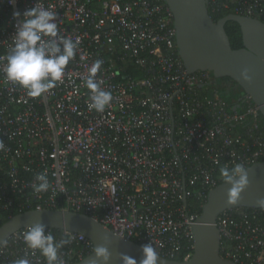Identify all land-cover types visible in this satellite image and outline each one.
I'll return each instance as SVG.
<instances>
[{
    "label": "built area",
    "instance_id": "2783aa9c",
    "mask_svg": "<svg viewBox=\"0 0 264 264\" xmlns=\"http://www.w3.org/2000/svg\"><path fill=\"white\" fill-rule=\"evenodd\" d=\"M39 5L56 11L58 34L79 45L62 81L40 97L0 71V217L80 212L123 239L151 243L162 258L190 259L191 229L220 183L219 168L264 161L259 107L247 95L230 105L210 71H186L163 0H0V69L18 26L13 13ZM209 7L264 21L263 0H212ZM96 60L103 61L96 82L113 97L100 113L88 109L84 85ZM134 70L141 75H129ZM40 173L51 187L37 194ZM215 226L224 259L264 264V210L228 208ZM26 230L0 243V264H45L24 244ZM46 231L69 240L58 252L64 264L94 249L83 234Z\"/></svg>",
    "mask_w": 264,
    "mask_h": 264
},
{
    "label": "water",
    "instance_id": "95a60500",
    "mask_svg": "<svg viewBox=\"0 0 264 264\" xmlns=\"http://www.w3.org/2000/svg\"><path fill=\"white\" fill-rule=\"evenodd\" d=\"M163 1L173 14L176 46L186 71H210L214 78L230 77L242 89L239 100L249 96L259 107L264 120V21L236 13L225 14L214 21L208 10L209 0ZM227 21L236 22L240 28V48L231 47L225 30ZM245 68L251 77L249 81L243 80L240 75ZM247 169L249 185L237 203H227L229 185L223 182L208 191L206 202L191 229L194 248L190 259L180 261L159 256L158 264H236L220 255L219 231L215 221L228 208H259L256 200L264 196V161L255 162ZM182 182L185 186L184 177ZM37 221L45 227L83 234L91 240L93 247L104 244V237H107L111 253L109 264H121L120 253L135 258L137 264L142 258L141 245L115 235L87 214L70 210L29 209L17 212L0 224V241ZM92 259L93 251L81 261L71 264H92Z\"/></svg>",
    "mask_w": 264,
    "mask_h": 264
},
{
    "label": "clouds",
    "instance_id": "9594fccd",
    "mask_svg": "<svg viewBox=\"0 0 264 264\" xmlns=\"http://www.w3.org/2000/svg\"><path fill=\"white\" fill-rule=\"evenodd\" d=\"M13 16L19 17L18 26L12 36V46L3 57L4 63L0 71L3 72L5 82L22 87L30 97H40L62 81L65 67L74 57L79 39L74 41L58 34L57 13L51 7L33 6L25 9L22 14L14 12ZM102 63L103 61L96 60L84 80V85L89 90L87 107L98 113L103 112L113 98L111 92L103 90L95 79ZM240 75L245 81L251 79L246 68ZM3 147V143H0V149ZM219 175L223 183L229 185L226 191L227 203H237L241 199V193L249 185L247 167L243 163L223 165L219 168ZM35 181L32 185L35 193L49 191L51 185L45 174H37ZM256 206L264 210V196L256 200ZM22 239L33 254L38 251L44 257L45 264H64L58 252L69 240H57L46 231L41 221L29 224ZM104 239V244L94 247L92 264H109L111 253L107 247V237ZM141 252L139 264H158L159 254L151 243L142 245ZM119 259L121 264H137L135 258L123 253L119 254ZM13 264H29V261L21 258L13 261Z\"/></svg>",
    "mask_w": 264,
    "mask_h": 264
},
{
    "label": "trees",
    "instance_id": "16d2710c",
    "mask_svg": "<svg viewBox=\"0 0 264 264\" xmlns=\"http://www.w3.org/2000/svg\"><path fill=\"white\" fill-rule=\"evenodd\" d=\"M216 1L221 2L224 0H216ZM209 2L211 3L212 0H209ZM208 10L214 21L218 20L225 14L231 13L230 11H223V10L219 12H213L210 7L208 8ZM225 30L229 37L231 47L234 49L240 48L242 46V39H241V31H240L238 24L234 21H227L225 24ZM129 75L136 77V76H140L141 74L138 71L134 70V71H131ZM234 84L236 85L235 88H234ZM212 86L215 87L219 91L221 96L225 99V101L228 104L236 105L237 103L240 102L239 98L241 97L240 93L242 92V89L230 77L214 78L213 76ZM260 125L262 129L264 130V120L261 116H260ZM242 126H239L238 129H240ZM219 182L220 183L223 182L222 179ZM15 213L17 212L12 213V215ZM200 213L201 211L199 212V214ZM8 218H9V215L1 216L0 224H2Z\"/></svg>",
    "mask_w": 264,
    "mask_h": 264
},
{
    "label": "flooded vegetation",
    "instance_id": "af4514ba",
    "mask_svg": "<svg viewBox=\"0 0 264 264\" xmlns=\"http://www.w3.org/2000/svg\"><path fill=\"white\" fill-rule=\"evenodd\" d=\"M236 87V85L234 84V88ZM241 94V93H240Z\"/></svg>",
    "mask_w": 264,
    "mask_h": 264
}]
</instances>
